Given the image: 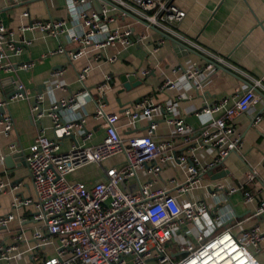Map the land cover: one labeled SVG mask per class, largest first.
I'll return each instance as SVG.
<instances>
[{"label": "built area", "instance_id": "1", "mask_svg": "<svg viewBox=\"0 0 264 264\" xmlns=\"http://www.w3.org/2000/svg\"><path fill=\"white\" fill-rule=\"evenodd\" d=\"M97 1L66 0L68 18L73 27H68L66 21L60 19L33 21L30 28H37L54 37L64 33L67 41L75 46L69 54L71 59L94 51V60L109 62L115 61L116 57L103 58L100 50L116 45L147 47L150 44L154 51L165 42L166 37H180L175 27L184 18L185 12L172 0H112L109 7L94 9L91 2ZM115 9H120L123 17H137L145 31H157L159 37L149 42L148 34L135 32L132 26L111 28L114 17L109 10ZM17 48L12 33L0 24V70H29L34 66V61L22 62L14 67L11 65L9 58ZM64 49L59 47L54 53H61ZM210 68L211 64H207L204 69ZM88 70L89 66H85L77 73L79 82L86 78ZM148 72L144 70L141 74ZM198 72V67H195L183 73L187 79L194 80L196 90H200L196 80ZM257 85L259 82L255 81L254 86ZM164 86H172V82L166 80ZM110 87V77L105 76L95 85L98 98ZM28 96L22 85H18L17 92L0 101V124L4 134H8L13 127L12 117L7 111L8 101ZM41 98L38 94L31 106V117L37 121L43 116ZM90 100H94L90 90L84 87L52 105L47 114L52 120V135L47 136L42 128L39 129L26 149L25 166L33 197L16 200L13 206L32 204L31 220L37 227L30 238L19 228L13 232L9 243L0 241V260L18 264V258L28 253L32 264H146L150 259L160 264H258L256 254L264 240L260 226L264 220V195L235 187L226 189L217 184L210 191L214 201L212 208L200 199H188L184 205L178 200L197 187L202 174L219 172L223 160L231 152L239 150L240 138L232 136L233 121L257 101L254 89L223 98L211 107L205 101L200 113L212 115L222 110V114L210 118L197 130L183 118H164V122L174 128L169 138L164 140L155 138V115L163 108L159 104L142 98L123 108L121 114L128 120L127 124L149 120L145 134L125 136L118 131L120 114L106 111L104 102L95 99L93 117L98 120L103 136L94 142L93 134L87 128L86 105ZM229 100L232 102L227 106ZM164 108L170 112L173 104ZM260 120L261 117L256 116L252 123L256 125ZM65 139L70 140L67 150L63 149ZM176 143L186 147L187 153L177 155L172 149ZM205 146L216 150L214 159L206 164L196 154ZM115 157L121 159L112 165L104 164ZM172 161L179 166L187 163L185 180L171 178L167 187H154L165 165ZM91 164L99 169L96 179L82 181L69 177ZM139 169H144L148 177L146 180L139 181ZM244 175L247 182L258 179L254 168H248ZM131 179L137 184L132 189L128 187ZM5 188L6 185L0 181L3 194ZM223 190L227 195L239 192L245 202H255L247 218L253 219L254 223L238 233L231 226H224L225 222L236 217L232 208L222 203L219 191ZM210 211L214 223L224 228L208 239L198 235L192 243L179 244L177 251L181 256L172 261L166 251L172 231L185 222L200 220ZM14 219L12 212L0 215V235L10 228ZM53 241L57 242L54 255L39 258L38 254ZM28 243L31 246L28 247Z\"/></svg>", "mask_w": 264, "mask_h": 264}, {"label": "crops", "instance_id": "2", "mask_svg": "<svg viewBox=\"0 0 264 264\" xmlns=\"http://www.w3.org/2000/svg\"><path fill=\"white\" fill-rule=\"evenodd\" d=\"M111 3L112 0H108ZM129 2V0H123ZM173 3L185 12L184 18L175 27L180 37H166L165 42L156 50L133 45L123 47L116 45L100 50L101 57L115 56L113 62L105 59L94 60V51H88L83 56L71 59L70 52L75 46L67 41L64 33L58 37L50 36L37 28H30L33 21L65 20L68 27H73L68 18L66 0H0V24L12 33V39L17 44V51L10 56L9 62L15 65L34 61L29 70H0V101L9 99L17 92L18 85L29 93L28 98L8 101L7 111L12 117L13 127L4 134L0 124V181L6 185L5 193L0 191V215L13 213L14 221L8 230L2 231L0 241L5 244L12 240L15 230L22 228L26 237L30 238L37 227L31 220L32 204L14 207L16 200L33 197L30 178L25 166V152L32 143L39 129L44 130L47 136L52 135L51 118L47 115L49 109L61 99H66L71 93L86 87L90 90L93 99H101L105 110L120 114L117 122L118 131L125 136L145 134L149 125L148 119H141L133 124L121 114L122 109L131 103L148 98L151 103L159 104L161 109L156 112L157 127L155 138L164 140L173 133V126L164 122V118H183L193 129L197 130L210 118L218 117L222 110L208 115L200 113L204 102L211 107L223 98H230L236 93L247 89H254L257 101L246 112L233 121L232 136H239L240 148L231 152L222 162L223 175L214 177L213 174H202L197 187L189 190L187 194L178 199L185 204L188 199L203 200L209 207L214 201L210 197L211 189L217 184L224 188L232 187L247 190L251 193L264 195V0H172ZM94 9L106 6L103 2H91ZM108 7V6H106ZM114 21L111 28L122 29L132 26L135 32L148 34L151 42L159 37V32L144 30L142 22L133 15L123 17L120 9L109 10ZM59 47H64L61 53H54ZM43 55H45L43 57ZM211 64L210 69H204ZM85 66H89L86 78L79 82L77 73ZM198 67L196 80L200 90L193 86L194 80L187 79L184 72ZM149 70L145 75L141 72ZM136 78L134 82L127 83L125 88L121 82V75ZM109 76L111 87L98 98L95 85ZM166 80L172 86H164ZM140 81V82H138ZM258 81L259 85L254 86ZM41 95L40 107L43 116L40 121L31 117V106ZM90 100L86 105L87 128L93 134V141H99L103 132L98 128V120L93 117L95 101ZM137 100V101H136ZM229 100L227 106L231 104ZM173 104L168 112L164 107ZM62 111V110H59ZM64 114V112H60ZM260 116L261 120L254 125L252 120ZM70 140H63V149L69 148ZM174 152L187 153L186 147L175 144ZM14 154H18L13 156ZM202 163H208L215 157L216 150L212 146H205L196 152ZM115 157L104 162L112 165L119 161ZM187 163L180 166L175 162H168L154 187H167L171 178L177 181L185 180ZM248 168L257 170L258 179L247 182L245 171ZM217 173V172H216ZM96 165H88L77 170L69 177L82 181H92L99 176ZM139 181L148 177L144 169L137 170ZM135 180L128 183L130 189L136 187ZM222 203L231 207L235 219L225 222L224 226H231L235 233L254 223L247 219L255 206L254 201L245 202L239 192L227 195L226 191H219ZM217 226L213 221L212 212L205 214L195 222H185L172 231L171 240L166 245L171 260L181 255L177 246L192 243L198 235L205 239L214 236L224 228ZM264 232V220L260 224ZM57 242L53 241L38 257L52 256L55 253ZM31 246L28 243V247ZM30 254H23L18 258V264H32ZM258 264H264V240L260 251L256 254ZM0 264H8L0 260ZM146 264H160L150 259Z\"/></svg>", "mask_w": 264, "mask_h": 264}, {"label": "water", "instance_id": "3", "mask_svg": "<svg viewBox=\"0 0 264 264\" xmlns=\"http://www.w3.org/2000/svg\"><path fill=\"white\" fill-rule=\"evenodd\" d=\"M100 2H103L104 4H106L108 7H109V5H110V2L108 1V0H99ZM135 77H134V75H132V76H127L126 74L125 75H121L120 76V80H121V82L122 83H124L123 84V86L125 87V88H127L129 85L127 84V83H132V82H134L135 81ZM138 82H140V81H138ZM137 101V100H136ZM16 155H18V154H14L13 156H16ZM224 173H226L225 171H222V170H220L219 172H217V173H215L214 175V177H218L219 175H223Z\"/></svg>", "mask_w": 264, "mask_h": 264}]
</instances>
